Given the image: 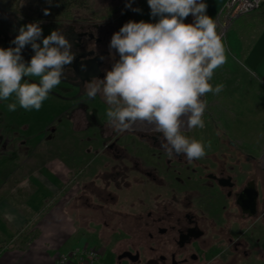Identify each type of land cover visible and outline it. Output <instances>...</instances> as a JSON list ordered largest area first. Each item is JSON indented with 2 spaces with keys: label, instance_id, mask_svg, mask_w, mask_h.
<instances>
[{
  "label": "flooded vegetation",
  "instance_id": "flooded-vegetation-1",
  "mask_svg": "<svg viewBox=\"0 0 264 264\" xmlns=\"http://www.w3.org/2000/svg\"><path fill=\"white\" fill-rule=\"evenodd\" d=\"M83 9L40 19L49 34L59 30L69 39L76 57L45 100L42 122L19 105L17 112L8 111L14 99L0 100V152L32 147L33 154L46 141L50 162L66 168L54 198L67 199L64 209L73 225L94 234L114 264H264L263 152H248L220 129L184 128L187 137L211 144L203 158L188 163L184 156L168 158L162 135L149 125L113 130L108 105L100 95L88 98L84 82L103 79L119 59L109 44L120 26L105 29L99 22L112 10L81 15ZM12 40L5 39L3 48L14 47ZM22 55L30 61V45ZM20 137L29 139L18 142Z\"/></svg>",
  "mask_w": 264,
  "mask_h": 264
},
{
  "label": "clouds",
  "instance_id": "clouds-1",
  "mask_svg": "<svg viewBox=\"0 0 264 264\" xmlns=\"http://www.w3.org/2000/svg\"><path fill=\"white\" fill-rule=\"evenodd\" d=\"M147 3L150 14L160 17L158 22L130 20L115 32L109 51L115 50L119 59L103 79L85 81L84 92L90 99L103 98L107 122L116 132L132 130L137 123L150 125L162 135L161 148L168 158L184 156L192 163L203 158L211 144L189 138L182 130L205 126L207 102L202 98L223 90V84L214 87L210 81L226 62L225 44L204 0ZM126 7H131V0ZM49 14L44 9V15ZM190 15L193 23H185ZM41 23L20 26L11 41L15 46L0 47V100L15 98L7 104L10 112L18 105L26 111L40 110L75 60L69 39L59 30L43 36ZM29 45L34 55L25 61L22 51ZM30 77L39 78L38 83L29 82Z\"/></svg>",
  "mask_w": 264,
  "mask_h": 264
},
{
  "label": "crops",
  "instance_id": "crops-1",
  "mask_svg": "<svg viewBox=\"0 0 264 264\" xmlns=\"http://www.w3.org/2000/svg\"><path fill=\"white\" fill-rule=\"evenodd\" d=\"M224 1L204 0L214 20ZM226 30L227 59L210 81L214 87L223 84V90L204 96L207 120L215 129L224 127L221 122L225 121H264V6L238 18ZM247 126L245 136H264V128ZM38 168L46 171L48 180L32 175L19 183L28 185L30 192L0 196V264H56L55 256L73 247L67 246L69 235H78L64 205L57 201L60 195L54 198L64 183V164L49 162ZM52 173L58 178L50 177Z\"/></svg>",
  "mask_w": 264,
  "mask_h": 264
},
{
  "label": "rangeland",
  "instance_id": "rangeland-1",
  "mask_svg": "<svg viewBox=\"0 0 264 264\" xmlns=\"http://www.w3.org/2000/svg\"><path fill=\"white\" fill-rule=\"evenodd\" d=\"M44 0H14L11 6L7 9L0 8V47H4L5 39L7 38H15L18 35V30L20 26L26 25L30 22H37L40 20H36L37 11H39ZM129 0H88L86 9L81 11V15L83 13L89 14L90 11L95 10H112L110 14L105 15L102 20L99 22H103V25L114 30L117 29L119 25L120 28L127 23L128 21H136L139 22L141 20L149 23H156L159 20V16L153 17L150 13L151 10L148 6L147 0H131V7H126V4ZM80 9V8H79ZM133 9H139V11H133ZM73 11H76L73 9ZM63 18V16H59ZM193 16H188L185 19V23H193ZM66 20V19H59ZM41 27L43 29V36L49 35L50 29L47 26V22L40 21ZM218 31V30H217ZM28 47V46H27ZM38 79V78H37ZM12 99H15L14 97ZM204 99V97L202 98ZM46 101L43 102V105L40 110H34V113L30 117V119H35L37 122H41L46 119L45 110H46ZM18 110L16 109L17 112ZM33 111V110H32ZM22 118V117H21ZM20 118V119H21ZM18 119L17 122H22V124H26L24 117L23 119ZM208 115L205 111L203 120L205 126H210L213 128L212 122L208 121ZM32 121V120H31ZM16 121L12 122L14 124H18ZM35 123V121H34ZM226 128H229V131H226L224 127L219 128L221 133H225L227 138H230L236 144H242L245 146L248 152H252L255 154H259L264 151V136H245L244 128H247L248 124H252L257 129L264 128V121H252V122H243V121H235V122H221ZM37 125V124H36ZM34 125V127L36 126ZM39 127V126H37ZM254 127V128H255ZM187 129V128H185ZM222 130V131H221ZM260 133L261 131H256ZM41 136H39L40 138ZM19 139L26 140L28 137H20L16 139L19 142ZM4 141H9L8 137L4 138ZM61 143V142H60ZM28 144V142H27ZM48 143L46 141L40 143L33 151V154H28L31 151V148L25 150L24 147L20 148L18 151H14L13 153H9L7 151L0 152V196L7 195L8 193H15L19 190H26V192H30V188L28 185L19 186L20 181L26 179L30 176H40L44 175L43 178L48 180V176L46 175L45 170H39L38 167L42 166L44 163H49L53 157V152H48ZM27 153V154H26ZM264 154V152L262 153ZM261 154V155H262ZM25 155H31L30 158L25 159ZM59 154L57 153V156ZM59 160V159H57ZM55 160V161H57ZM61 161V160H59ZM58 162V161H57ZM47 192V191H45ZM67 199L60 195L58 198L59 204H65L64 201ZM55 201V202H57ZM64 208V207H63ZM68 208V207H67ZM77 229V228H76ZM77 236L70 234V241L67 246L74 248L76 245L78 246H87L88 248H93L98 250L99 253V262L97 264H114V260L109 256L107 252H104L103 247H101L100 243L95 239L94 234H87L80 232L77 230ZM81 237V239H80ZM70 248V249H72ZM69 249V250H70ZM62 252V251H61ZM59 252V253H61ZM66 251H64L65 253ZM55 262V260H54Z\"/></svg>",
  "mask_w": 264,
  "mask_h": 264
},
{
  "label": "built area",
  "instance_id": "built-area-1",
  "mask_svg": "<svg viewBox=\"0 0 264 264\" xmlns=\"http://www.w3.org/2000/svg\"><path fill=\"white\" fill-rule=\"evenodd\" d=\"M264 0H225L217 13L215 21L218 33L222 39L226 29L238 18L259 10ZM264 152V151H263ZM264 163V154L261 155ZM98 250L87 246H76L65 253H58L54 260L56 264H97L99 262ZM90 254H94L90 258ZM98 261V262H97Z\"/></svg>",
  "mask_w": 264,
  "mask_h": 264
},
{
  "label": "trees",
  "instance_id": "trees-1",
  "mask_svg": "<svg viewBox=\"0 0 264 264\" xmlns=\"http://www.w3.org/2000/svg\"><path fill=\"white\" fill-rule=\"evenodd\" d=\"M45 2L42 3V6L40 7L39 11H37V18L40 20H49L53 18H57L59 16H67L73 9L75 8H84L87 7V1L88 0H52L51 3H49V0H44ZM12 2L14 0H0V8L7 9L11 6ZM264 6V2L261 6V8ZM49 9L50 14L44 15V9Z\"/></svg>",
  "mask_w": 264,
  "mask_h": 264
},
{
  "label": "bare ground",
  "instance_id": "bare-ground-1",
  "mask_svg": "<svg viewBox=\"0 0 264 264\" xmlns=\"http://www.w3.org/2000/svg\"><path fill=\"white\" fill-rule=\"evenodd\" d=\"M147 124H143V123H137L136 126L137 127H145ZM149 127H152L149 125ZM139 129V128H138Z\"/></svg>",
  "mask_w": 264,
  "mask_h": 264
}]
</instances>
